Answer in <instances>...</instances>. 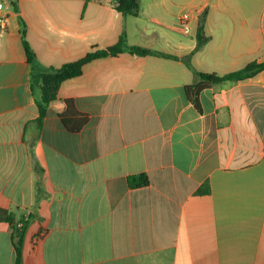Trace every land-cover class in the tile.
Returning <instances> with one entry per match:
<instances>
[{
	"label": "crops",
	"instance_id": "0c3cea01",
	"mask_svg": "<svg viewBox=\"0 0 264 264\" xmlns=\"http://www.w3.org/2000/svg\"><path fill=\"white\" fill-rule=\"evenodd\" d=\"M0 264H15L9 220H29L24 264H264V71L199 94L195 71L264 62V0H0ZM183 13L191 32L179 27ZM206 14L203 48L197 46ZM60 68L117 44L122 53L65 81L40 125L21 34ZM72 101L88 116L71 132ZM150 184L131 189L128 177ZM210 193L198 194L206 184Z\"/></svg>",
	"mask_w": 264,
	"mask_h": 264
},
{
	"label": "trees",
	"instance_id": "16d2710c",
	"mask_svg": "<svg viewBox=\"0 0 264 264\" xmlns=\"http://www.w3.org/2000/svg\"><path fill=\"white\" fill-rule=\"evenodd\" d=\"M140 0H116V9L123 15L136 16L139 13ZM205 20L206 14L200 18L199 27L197 30V46L195 50L184 57V61L189 68L192 69L191 57L194 53L200 51L203 46L208 42L209 37L205 33ZM22 24L21 34L23 39V46L25 49L26 57L31 65L30 83L35 103L39 110L38 124H42L49 111L50 105L58 99L59 89L61 85L70 79L79 77L83 73V68L88 63L109 56H117L122 53H129L138 56H161L176 58L175 56L166 55L164 53L145 49L141 47L129 46L127 43L126 33L123 32L116 45L107 49L92 50L84 57L64 64L60 68L52 66H44L38 59L35 51L26 39V26ZM264 71V62H253L232 73L226 75H218L216 73H202L195 71L197 82L194 85L185 88L187 98L194 104L198 111H201L199 102V94L206 88L216 83L223 82H238L247 78L253 77L256 74ZM63 123L71 132H79L81 128L87 123L88 116L78 112L72 101H67V109L60 115ZM128 184L131 189L146 187L150 184L149 177L145 173H140L128 177ZM210 193V186L207 183L198 194ZM13 232V243L16 252L15 264H24L23 262V245L29 220L21 219L14 222L13 219L9 220Z\"/></svg>",
	"mask_w": 264,
	"mask_h": 264
},
{
	"label": "built area",
	"instance_id": "2783aa9c",
	"mask_svg": "<svg viewBox=\"0 0 264 264\" xmlns=\"http://www.w3.org/2000/svg\"><path fill=\"white\" fill-rule=\"evenodd\" d=\"M4 9H5V4L0 3V10H4ZM8 19H9L8 15L6 14L0 16V29L3 30L7 29ZM190 20L191 17L188 13H183L179 18V27L185 35H189L191 32Z\"/></svg>",
	"mask_w": 264,
	"mask_h": 264
}]
</instances>
